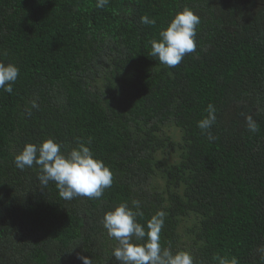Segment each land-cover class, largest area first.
Returning a JSON list of instances; mask_svg holds the SVG:
<instances>
[{"label": "trees", "instance_id": "1", "mask_svg": "<svg viewBox=\"0 0 264 264\" xmlns=\"http://www.w3.org/2000/svg\"><path fill=\"white\" fill-rule=\"evenodd\" d=\"M96 2L0 0V61L20 69L0 90V264H120L101 221L133 200L142 225L165 213L161 246L193 264H264V0ZM186 7L197 47L168 67L151 42ZM209 104L211 140L197 126ZM48 138L89 146L112 186L64 200L39 166H15Z\"/></svg>", "mask_w": 264, "mask_h": 264}, {"label": "clouds", "instance_id": "2", "mask_svg": "<svg viewBox=\"0 0 264 264\" xmlns=\"http://www.w3.org/2000/svg\"><path fill=\"white\" fill-rule=\"evenodd\" d=\"M108 3L109 0H97L96 7L104 8ZM141 22L156 24L155 19L147 16L141 17ZM199 24L200 17L192 9L184 8L160 31L159 39L151 42L149 55L157 58L161 64L176 67L186 54L196 50ZM19 74L17 65L0 61V90L11 94ZM32 107L38 108L36 101L32 102ZM207 112L208 116L198 121L197 126L207 132L211 140L214 137L208 130L216 121L215 106L209 104ZM246 125L249 132L258 131V123L251 115L246 116ZM14 164L20 170L34 164L39 166L40 174L37 179L40 184L46 187L50 181H54L64 200H72L74 197L99 199L114 181L110 167L96 158L91 148L84 143L67 154L62 151V145L52 138L40 144L28 143L14 157ZM140 208V201L133 200L131 207L127 202L120 203L103 216L101 222L108 236L117 241L112 257L120 264H193V258L188 252L173 253L161 246L160 234L164 227L165 213L157 212L146 225H142L138 222V217L144 215ZM78 259L82 264H92L93 261L85 255H78ZM220 264L227 262L221 260Z\"/></svg>", "mask_w": 264, "mask_h": 264}, {"label": "rangeland", "instance_id": "3", "mask_svg": "<svg viewBox=\"0 0 264 264\" xmlns=\"http://www.w3.org/2000/svg\"><path fill=\"white\" fill-rule=\"evenodd\" d=\"M168 134H174V135L177 137L176 140H178L179 134H178V132H174V129H171V130H170V133H168ZM171 159H173V158H171ZM172 161H173V160H172ZM174 161H175V160H174Z\"/></svg>", "mask_w": 264, "mask_h": 264}]
</instances>
